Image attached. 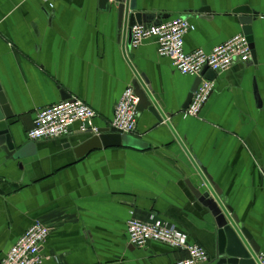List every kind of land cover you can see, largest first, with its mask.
Segmentation results:
<instances>
[{
  "label": "crops",
  "instance_id": "1",
  "mask_svg": "<svg viewBox=\"0 0 264 264\" xmlns=\"http://www.w3.org/2000/svg\"><path fill=\"white\" fill-rule=\"evenodd\" d=\"M137 2L145 14L188 20V53H209L243 34L235 12L249 7L257 13V59L218 74L200 117L185 118L196 78L160 57L156 40L128 47L116 6L106 11L101 0H0V85L14 115L12 133L19 146H30L22 160H10L0 146V262L36 222L51 230L45 264L186 259L187 252L163 244L130 245L127 222L152 215L175 225L210 260L215 256V219L192 190L203 188L202 180L168 125L149 111L139 113L133 135L147 150L84 151L95 136L77 126L62 139H28L37 113L64 102L63 95L92 108L99 131L112 128L116 105L134 88L133 68L264 254V0Z\"/></svg>",
  "mask_w": 264,
  "mask_h": 264
},
{
  "label": "built area",
  "instance_id": "2",
  "mask_svg": "<svg viewBox=\"0 0 264 264\" xmlns=\"http://www.w3.org/2000/svg\"><path fill=\"white\" fill-rule=\"evenodd\" d=\"M54 3L56 0H43ZM191 30L188 20L183 18L163 21L160 25H137L132 30V48L138 49L149 40H156L160 57L171 61L173 67L183 76L198 78L207 68L218 74L225 73L236 64H248L252 60V49L248 38L239 34L226 43L216 46L211 52L204 49L185 51V37ZM216 82L203 79L191 104L183 112L185 118H199L203 109L216 92ZM136 89H125L116 105L112 129L122 135H135L139 117V98ZM97 113L77 98L40 110L28 132L31 142L62 139L71 134L74 127L79 132L99 136L95 125ZM50 228L43 222H36L11 248L0 264H45L44 246L50 235ZM130 245L138 249L150 243H159L175 250L185 251L188 257L176 264H212L208 252L199 245L189 243L188 236L175 225L152 215L147 222L130 219L127 222ZM264 264V254L258 256Z\"/></svg>",
  "mask_w": 264,
  "mask_h": 264
},
{
  "label": "water",
  "instance_id": "3",
  "mask_svg": "<svg viewBox=\"0 0 264 264\" xmlns=\"http://www.w3.org/2000/svg\"><path fill=\"white\" fill-rule=\"evenodd\" d=\"M111 1L113 6H110ZM116 6L118 9L119 31L123 38L128 41V47L132 45V30L137 25H160L163 21L172 18L171 15H153L145 14L140 10L137 0H101V9L112 10ZM202 13H210L209 10H202ZM239 15V22L242 25V33L248 38L252 49V60L255 61V38L253 31V23L257 20V13L253 12L249 7H244L235 12ZM133 68V67H132ZM136 82L134 89L140 102L138 112L143 113L149 111L159 123H166L173 132L178 143L188 156L195 170L198 172L203 188H193L196 198L207 208L215 219L217 233L216 254L212 257V264H260L258 256L261 254L260 249L254 241L251 234L245 226L240 223L238 217L234 214L233 209L229 206L228 200L223 196L222 191L216 186L209 176L205 168L197 162L191 155L186 145L175 132L173 126L169 122V118L162 111L154 96L152 95L149 82L145 76H141L133 68ZM217 74L207 68L202 72L201 76L196 78L190 95L183 110L186 111L192 102V99L201 84L202 80L215 81ZM63 100H71L68 95H63ZM14 118L10 106L2 92L0 85V146L10 160H22L30 146L25 148L18 145L15 136L12 133L13 123L9 122ZM129 148L147 150V146L135 139L131 135H122L115 129H100L99 136L93 137L91 140L81 146L84 151L92 149H110V148Z\"/></svg>",
  "mask_w": 264,
  "mask_h": 264
}]
</instances>
